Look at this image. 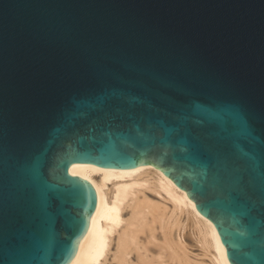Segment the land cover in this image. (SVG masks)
<instances>
[{"label": "water", "instance_id": "water-1", "mask_svg": "<svg viewBox=\"0 0 264 264\" xmlns=\"http://www.w3.org/2000/svg\"><path fill=\"white\" fill-rule=\"evenodd\" d=\"M168 176L230 264H264V0H0V258L69 264L73 164Z\"/></svg>", "mask_w": 264, "mask_h": 264}, {"label": "bare ground", "instance_id": "bare-ground-1", "mask_svg": "<svg viewBox=\"0 0 264 264\" xmlns=\"http://www.w3.org/2000/svg\"><path fill=\"white\" fill-rule=\"evenodd\" d=\"M70 173L93 184L98 204L69 264H230L213 223L153 165L82 163Z\"/></svg>", "mask_w": 264, "mask_h": 264}, {"label": "rangeland", "instance_id": "rangeland-1", "mask_svg": "<svg viewBox=\"0 0 264 264\" xmlns=\"http://www.w3.org/2000/svg\"><path fill=\"white\" fill-rule=\"evenodd\" d=\"M150 192V193H149ZM147 193L150 195V196H155V197H159V195H157V194H153L151 191H149V190H147Z\"/></svg>", "mask_w": 264, "mask_h": 264}, {"label": "snow or ice", "instance_id": "snow-or-ice-1", "mask_svg": "<svg viewBox=\"0 0 264 264\" xmlns=\"http://www.w3.org/2000/svg\"><path fill=\"white\" fill-rule=\"evenodd\" d=\"M0 264H5V261L3 260V258H0Z\"/></svg>", "mask_w": 264, "mask_h": 264}]
</instances>
